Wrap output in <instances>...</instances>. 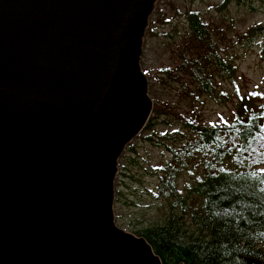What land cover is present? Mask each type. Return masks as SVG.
I'll list each match as a JSON object with an SVG mask.
<instances>
[{
    "label": "water",
    "instance_id": "water-1",
    "mask_svg": "<svg viewBox=\"0 0 264 264\" xmlns=\"http://www.w3.org/2000/svg\"><path fill=\"white\" fill-rule=\"evenodd\" d=\"M158 1L0 0V264H162L114 214Z\"/></svg>",
    "mask_w": 264,
    "mask_h": 264
},
{
    "label": "trees",
    "instance_id": "trees-1",
    "mask_svg": "<svg viewBox=\"0 0 264 264\" xmlns=\"http://www.w3.org/2000/svg\"><path fill=\"white\" fill-rule=\"evenodd\" d=\"M247 1L225 0L217 10ZM162 17L164 25L171 23ZM182 17L186 27L176 45V65L162 68L164 79L156 80L179 84L184 96L193 101L202 96L226 98L218 79L234 78L235 67L216 40L217 27L197 11L188 10ZM149 36L169 35L151 28ZM262 36L264 23L249 29L244 40L253 43ZM144 72L150 76L149 70ZM166 116L176 120L184 133L141 134L138 139L168 156L163 164L152 167V174L159 178L156 197L168 204L170 214L164 226L141 229L135 235L149 243L162 264H250V258L264 263V192L260 190L264 185L258 183L259 170L264 169V108L243 103L232 123L207 126L196 116L155 104L146 128L151 130ZM126 152L132 157L124 158L135 166L137 143H131ZM185 175L192 183L186 182L182 189Z\"/></svg>",
    "mask_w": 264,
    "mask_h": 264
},
{
    "label": "rangeland",
    "instance_id": "rangeland-1",
    "mask_svg": "<svg viewBox=\"0 0 264 264\" xmlns=\"http://www.w3.org/2000/svg\"><path fill=\"white\" fill-rule=\"evenodd\" d=\"M224 1L159 0L150 19L141 58L143 71H150V76H146L154 105L165 104L182 115L196 116L207 126L232 123L239 114V108H243V103L254 109L264 108V36L253 43L244 40L249 29L264 23V0H248L240 5L232 2L226 10L218 11L217 6ZM188 10L199 12L204 21L217 27L216 40L235 67L234 78L229 79L224 75L218 79L220 91L226 98L202 96L200 101H193L184 96L179 84L170 81L164 85L156 80V77L164 79L159 72L162 68L176 65V45L180 43L186 27L182 15ZM162 16L171 23L164 25ZM151 28L159 35L165 33L169 36L151 37ZM177 131L184 133L176 120L166 116L158 119L151 130L145 128L141 134L161 136ZM134 142L139 149V153L133 155L137 164H128L124 157H132L129 152L124 153L119 162L114 214L117 227L135 235L141 229L164 226L170 212L168 204L156 197L159 178L152 174V167L163 164L167 154L140 141L138 137ZM186 182L192 183L187 175L181 181L182 189Z\"/></svg>",
    "mask_w": 264,
    "mask_h": 264
},
{
    "label": "snow or ice",
    "instance_id": "snow-or-ice-1",
    "mask_svg": "<svg viewBox=\"0 0 264 264\" xmlns=\"http://www.w3.org/2000/svg\"><path fill=\"white\" fill-rule=\"evenodd\" d=\"M259 174H260V177H261V178L259 179L258 183H259L260 185H264V169H260V170H259ZM260 190H261L262 192H264V187H262ZM226 207L231 208L232 205H231V204H228V205H226Z\"/></svg>",
    "mask_w": 264,
    "mask_h": 264
}]
</instances>
